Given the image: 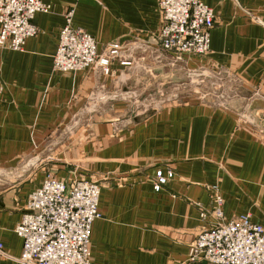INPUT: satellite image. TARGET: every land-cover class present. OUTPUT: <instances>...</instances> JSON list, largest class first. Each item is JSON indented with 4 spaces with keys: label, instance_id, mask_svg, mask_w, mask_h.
<instances>
[{
    "label": "crops",
    "instance_id": "obj_1",
    "mask_svg": "<svg viewBox=\"0 0 264 264\" xmlns=\"http://www.w3.org/2000/svg\"><path fill=\"white\" fill-rule=\"evenodd\" d=\"M44 2L52 11L35 16L39 33L26 41L24 51L0 50V264H21L23 241L16 228L29 195L48 175L102 185L100 217L91 228V264H200L189 262V250L208 226L200 213L213 210L214 185L224 200L225 221L249 215L264 227V132L195 93L184 95L180 85L165 87L161 81L141 101L102 104L100 98L103 92L141 95L148 78L137 75L143 65L147 71L162 68L163 75L206 69L240 82L232 94L246 99V113L255 100L264 102V0H201L216 21L205 57H177L161 49L159 0ZM69 10L75 27L96 40L99 54L112 43L122 47L109 76L94 69L54 72ZM134 43L149 47L159 63L149 51L129 54ZM98 92L99 100L80 117ZM169 96L184 101L140 120L128 109ZM39 154L43 160L25 178L5 180L2 170L17 171ZM167 167L173 174L156 192L152 179L158 168Z\"/></svg>",
    "mask_w": 264,
    "mask_h": 264
},
{
    "label": "built area",
    "instance_id": "obj_2",
    "mask_svg": "<svg viewBox=\"0 0 264 264\" xmlns=\"http://www.w3.org/2000/svg\"><path fill=\"white\" fill-rule=\"evenodd\" d=\"M159 8L163 24L158 38L163 51L177 57H205L210 52V34L216 24L211 8L201 0H159ZM51 11V5L44 0H0V50L23 52L26 41L39 33L35 16ZM73 20L74 10L67 11L53 60L54 72L69 74L94 69L109 76L111 63L121 57L122 47L112 43L105 53L99 54L96 40L75 27ZM172 174L169 167L158 168L152 179L154 190L164 189ZM101 190L99 181L81 178L66 182L46 176L29 195L16 228L23 241L20 263L91 264V228L100 217ZM210 191L214 208L200 213V219L208 226L191 244L189 262L264 264V227L252 222L249 215L225 221L219 187L211 186ZM211 220L215 224L211 225Z\"/></svg>",
    "mask_w": 264,
    "mask_h": 264
},
{
    "label": "water",
    "instance_id": "obj_3",
    "mask_svg": "<svg viewBox=\"0 0 264 264\" xmlns=\"http://www.w3.org/2000/svg\"><path fill=\"white\" fill-rule=\"evenodd\" d=\"M141 48L140 44H131L129 46L128 52L131 55L145 54L147 51L151 52L152 56L150 57L151 60L155 61L157 64L159 63V59L153 57L155 52L152 51L149 47H144L143 50H139ZM130 59H127V62H131ZM98 75L102 76L103 71L99 70ZM159 73L160 77L154 76V74ZM197 74H200L202 77L211 78L212 85L206 90V94L200 97L201 101L203 102H210L215 107H222L224 110L232 111L236 115H238L245 123L252 126L255 129H258L260 132H264V102L255 100L248 108L246 113L245 110V103L246 99H235L233 97V90L236 86L240 85L239 81L235 80H228L227 75L224 73H214L212 71L201 69L198 73L197 72H187V71H172L168 75H163V69H158L155 71L146 70V66L143 65L142 69L137 73V75H145L148 76L146 80V87L141 95H129L127 93H119V94H112V93H102L101 97L99 96V92L92 96L90 101L86 104V107L80 112V117L83 116L87 110L93 106L100 98L104 101L102 104L111 102V101H138L142 100L148 93L154 91L156 89L157 84L161 81L165 87L171 85H180L181 88L183 85H186L189 79L196 78ZM219 80H224V83L221 85L218 83ZM213 83H216L213 85ZM189 84V83H188ZM184 87V86H183ZM190 89L196 88V82H192L188 85ZM173 97H170V100ZM262 110V111H261ZM261 111V112H260ZM76 126L70 127L58 140L59 142L56 143V146H59L63 139L70 134L72 130H74ZM43 157L39 155L31 158L28 160L20 169L17 171L14 170H2L7 174L5 180H19L25 178L28 172L34 167V165L41 162Z\"/></svg>",
    "mask_w": 264,
    "mask_h": 264
},
{
    "label": "rangeland",
    "instance_id": "obj_4",
    "mask_svg": "<svg viewBox=\"0 0 264 264\" xmlns=\"http://www.w3.org/2000/svg\"><path fill=\"white\" fill-rule=\"evenodd\" d=\"M199 72V71H198ZM197 72V73H198ZM192 82H196V88L194 89H190L188 87V85ZM212 80L211 78L207 77H202L200 74H197L196 78H192V79H189V81L187 82L186 85H183L181 90L185 91L186 94H196L198 95L199 97H202V95L206 94V90L212 85ZM223 83L222 80H219L218 83L221 85V83ZM189 83V84H188ZM216 83H213V85H215ZM171 95V94H169ZM170 97H158V98H148L147 100H144V103L143 104H136L134 106H130L128 109L130 112H133L134 113V120H140L144 117H146L149 113L157 110V108L159 107H162L164 105H168V104H173V103H180V102H183L184 99L183 98H180L178 99L177 101L175 100H170Z\"/></svg>",
    "mask_w": 264,
    "mask_h": 264
}]
</instances>
